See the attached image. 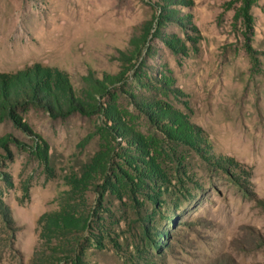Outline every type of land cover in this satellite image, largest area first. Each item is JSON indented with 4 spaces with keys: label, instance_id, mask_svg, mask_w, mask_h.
Wrapping results in <instances>:
<instances>
[{
    "label": "rangeland",
    "instance_id": "374dc122",
    "mask_svg": "<svg viewBox=\"0 0 264 264\" xmlns=\"http://www.w3.org/2000/svg\"><path fill=\"white\" fill-rule=\"evenodd\" d=\"M160 5L0 0V88L57 89L61 78L76 98L89 73L116 74L117 100L128 110L136 113L132 93L152 95L200 129L191 148L137 120L162 148L160 176L141 183L135 200L107 195L99 203L95 186L82 192L78 207L97 220H88L96 241L87 242L80 264H264V0L169 5L181 19L162 27ZM144 29L147 42L128 59L131 38ZM162 33L175 34L186 52H172ZM163 74L173 79L170 91L145 88ZM19 115L28 130L0 121V264H28L50 253L39 219L60 209L99 149L97 137L84 141L100 121L97 112L53 117L28 106ZM43 144L45 159L37 154Z\"/></svg>",
    "mask_w": 264,
    "mask_h": 264
},
{
    "label": "trees",
    "instance_id": "16d2710c",
    "mask_svg": "<svg viewBox=\"0 0 264 264\" xmlns=\"http://www.w3.org/2000/svg\"><path fill=\"white\" fill-rule=\"evenodd\" d=\"M160 2L162 5L159 7L165 14L157 20L159 27L164 26L166 20L170 18L181 19L177 15L178 11L168 8L169 5L173 7L191 5V0ZM148 34L149 32L145 30L139 36L131 38L133 49L128 54V59L139 54L148 40ZM160 35L163 43L172 52H186L185 44L175 34ZM117 79L116 74L98 78L89 73L85 77L84 95L76 98L72 95L71 84L61 78L56 79L57 89H53L49 84L39 83L29 89L21 88L18 93H11L10 89L4 87L0 88V121L9 119L27 130L28 127L22 121L19 111L28 106L43 107L53 117L64 116L75 110L83 114L97 112L100 115V121L84 138V141H87L89 138L97 137L99 149L85 171L74 180L73 188L60 199V209L45 213L39 219V224H44L46 233L40 236L42 240L46 236L44 251L50 253L46 255L40 252L41 257L36 254L28 264H80V256L87 242L96 241L90 229L91 221L88 223L90 217L93 221L97 220L96 213L89 211L85 213L78 207L82 200V192L88 191L89 186H95L97 189L95 190L99 203L107 195L118 199L130 196L135 200L141 183L145 180L155 182L159 178L158 160L162 148L158 146L154 135L144 133L138 128V119H144L146 123L159 130L158 134L167 142L191 148L198 146L200 129L169 102L152 95L132 93L131 103L136 113L122 106L116 95ZM136 79L140 82L142 80L140 75ZM156 83L157 85H152L146 82L144 86L147 89L170 91L173 79L170 75L163 74L156 79ZM116 144L120 145V150H115ZM37 154L39 157L43 156V159L47 157L48 148L45 144L38 146ZM116 157L121 161L115 163ZM19 260L21 261V258Z\"/></svg>",
    "mask_w": 264,
    "mask_h": 264
}]
</instances>
